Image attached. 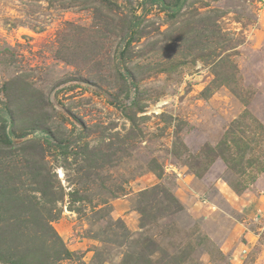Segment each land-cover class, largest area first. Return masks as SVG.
<instances>
[{
	"label": "rangeland",
	"instance_id": "rangeland-1",
	"mask_svg": "<svg viewBox=\"0 0 264 264\" xmlns=\"http://www.w3.org/2000/svg\"><path fill=\"white\" fill-rule=\"evenodd\" d=\"M107 2L121 13L100 0H0V87L23 74L55 109L46 110L53 118L42 131L18 124L14 135L8 119L12 142L40 139L47 154L45 163L21 155L1 161L0 211L10 202L22 207L0 220L20 210L50 220L71 253L51 264H264V0H182V17L160 0ZM122 15L132 21L123 42L112 34ZM68 24L86 32L69 28L62 54L95 59L88 69L58 56ZM216 26L220 48L233 49L217 47ZM93 28L101 31L97 57ZM128 41L141 64H130L136 85L121 58ZM215 47L236 64L229 87L216 83ZM118 73L137 87L136 106L118 101L125 92ZM16 85L28 99L21 114L30 115L32 88ZM233 125V142H225ZM50 131L66 138V149ZM50 180L64 195L54 209L38 191ZM173 203L180 210L170 214ZM12 230L0 222V264L36 237L14 241L4 235Z\"/></svg>",
	"mask_w": 264,
	"mask_h": 264
},
{
	"label": "trees",
	"instance_id": "trees-1",
	"mask_svg": "<svg viewBox=\"0 0 264 264\" xmlns=\"http://www.w3.org/2000/svg\"><path fill=\"white\" fill-rule=\"evenodd\" d=\"M160 1L168 7H174L176 10L173 9V12L177 14L179 13V17L183 16V14L180 12L181 7L177 9V7L180 6V3L182 0H177L176 1L177 3H174V4L170 2L168 3L167 0H160ZM100 4L103 5L102 6L103 8L108 7L109 11L114 10L113 13L115 15H118L119 12L121 13L120 6L116 4V2H115V9L113 8L114 7L113 5L110 6V3H108L107 0H100ZM94 13H95V20H96V23L94 24V26L96 28L99 27L102 31L103 29L100 23L98 22L100 20V17H99L100 15L97 13L96 10ZM131 23L132 21L129 16L122 15V17L118 20V22L114 26L112 34L116 37L117 36L120 37L121 41L123 42L126 39L127 35L131 32V27H132ZM71 27H74L75 29H77L78 33L79 31H81L82 33L80 34H83L84 32H86L81 27L73 26V24H68L65 31L61 32L60 34L59 43L61 44V48H60L58 56L64 61L74 64L77 69H82V67L87 68L90 62H93V60L94 61L96 60L95 59H73V58H69L68 56L62 54V51L65 49V46H64L65 37L68 36L67 33L70 32V31L67 32V30H69V28ZM96 28H93L91 30L92 33L90 34L91 39H92L91 40L92 44L90 48L95 52L94 57H97L99 55L96 52H98V47H99L98 36L101 34V31ZM216 29H217L216 31H213L211 38H215V41L218 39V42L215 44H218L217 47L220 48L222 46L221 44L222 37H220L222 33H221V29L218 26H216ZM197 43H194L195 46L198 45ZM127 45L128 46L121 52V58H122L125 70L129 74V76L132 77L133 85H136V82H135L136 78H134L132 75L133 70L130 67V64L133 65L135 68L141 67L140 66L141 64L139 62L134 64L135 59H133V56L131 57L129 41ZM223 46L225 45L223 44ZM217 47H215V51H214L215 55L214 53L209 54L211 58L215 56V59L214 60L212 59L213 61H215V64H213L212 71L215 74V77L217 80L216 83L219 85V87L221 85L229 87L231 83L234 84L237 82V78H238L237 77V67H236L235 62L232 60V55L229 53H226L224 55H219L218 52L216 51ZM229 47L230 46L228 45L220 49L226 52L233 49V47L231 48ZM199 57H203V56H199ZM118 75H119L118 77L120 78V80H122L123 88L125 89L123 100H118V101L122 102V104H124L125 106L129 108H131V106H136L139 103L138 97L136 96V93L138 91L137 87L135 86V89L132 90L131 80H129L128 78H125V76H123L120 73H118ZM25 78L26 77L22 74L20 75V77H17L13 81L4 82L3 85L0 87V163L5 158L7 159L9 156L10 157L12 156V159H13L14 157H17V155L26 156L29 159H33V157L35 156L37 159H39V161H42L45 163L47 149L45 145L40 141V139L34 138L31 140H27L23 143H18L21 145H17V143L12 142L10 138L12 132L8 131V125H7L8 119L12 121L13 130H14L13 133L14 135H16L15 131H16V127L18 124L21 126L20 130L39 129L42 131L45 129L46 126H48V124L53 118L51 117V115L46 114V110L48 111L49 109H51L52 111H55L52 104L50 103V98H48L42 90H38V91L37 89L35 90L32 83H28ZM78 79L82 80L81 77H79ZM19 83L22 86H25L27 88H32L30 95L27 94L30 97L29 102H31L33 109H34V111L30 115L21 114L19 106H20L22 99L25 96L22 94L21 89L19 87H16L17 86L16 84H19ZM232 93L236 95L237 98H239L240 100L242 99L240 97V95H242L241 93L239 94L237 92H232ZM1 95L3 97H1ZM23 100H25L26 102L28 101L26 97ZM40 112L43 115V117L40 116ZM244 118H245V115L243 113V115H241L239 120L241 119L242 121ZM24 121H27L28 123H30L32 125L31 126L32 128H28L27 126H24L25 125L23 124ZM235 124H238V121L235 122ZM42 126L44 128H41ZM235 126H238V125H233L229 129V131H227L226 136L224 138L225 142H227L228 140L230 142H233L232 136H234L237 132V129ZM259 129H260L261 135L264 136V126L260 125ZM48 133L50 137L53 139V141L57 143L59 146L61 147L66 146L64 144L66 142V138L64 139L59 138L58 136H55V134L52 131ZM69 136H71V134H69ZM45 142L50 143L49 140H45ZM64 149L66 148L64 147ZM260 171L263 172L264 167L263 168L261 167ZM2 188H3V185L0 184V199H2V197L4 198V196L7 193L6 188H3V189ZM38 191L41 193V197H42L40 200L42 199L44 200V198L47 199L48 203H50L53 209L57 207L56 204H58V202H60L64 197V195L61 192H58V191H61V189H59V186L55 185V182L52 180H50V182L43 185V188H39ZM78 200H79L78 198H75V200L73 199V201H78ZM10 203H8L9 205L7 204V206H5L4 211H0V214L4 212L5 215H9L10 213L18 212V210L22 207L19 204H16L15 206L12 207L10 206ZM171 207L172 209L170 208V214L174 212H178L180 210L177 203H175ZM34 209H35V213L39 211V209L37 208H34ZM23 213H24L23 210H20L19 213H17V216L11 215V217H6L0 220V222L5 223L7 226L14 227V230H12V232L4 234L6 237H13L14 241H17L19 240V238L21 239L22 237H29V236L32 237V235L36 236L34 237L33 243L25 242L27 249L25 250L24 253H22V251H20L19 249V248L24 247V244L16 245L14 250L16 251L15 257L17 258L13 262L9 258L7 260L8 264H21V263L23 264H51L49 263V261H52L53 263V262L63 260L66 258H71V253L67 250L61 238L54 232L52 227L49 225L50 220H45L46 222L43 224L42 223L43 218L41 214L36 215V218H35L34 215L29 213V211H27L28 213L27 216H24V217H23ZM27 229H31L32 231V232L26 231L29 235H26L20 232L22 230H27ZM47 230L50 231V234H48ZM51 232H52V241L49 239ZM18 233H20V235H18ZM46 240H48L50 249L52 251V254L49 253V255H46L43 252V249H45V243L44 245L42 243L43 241H46ZM105 240L108 242L111 241L110 238L108 237L105 238ZM31 245H32V248H30ZM28 258L35 262L31 261V262L25 263L24 260Z\"/></svg>",
	"mask_w": 264,
	"mask_h": 264
}]
</instances>
